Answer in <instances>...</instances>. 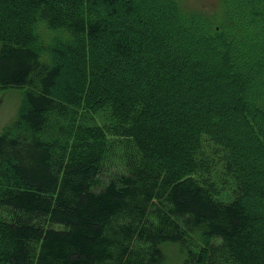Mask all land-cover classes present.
<instances>
[{
    "label": "trees",
    "instance_id": "obj_1",
    "mask_svg": "<svg viewBox=\"0 0 264 264\" xmlns=\"http://www.w3.org/2000/svg\"><path fill=\"white\" fill-rule=\"evenodd\" d=\"M143 1L0 0V87L25 88L0 132V264H163L195 231L183 264H264V0H221L220 22ZM206 142L230 198L194 177Z\"/></svg>",
    "mask_w": 264,
    "mask_h": 264
},
{
    "label": "rangeland",
    "instance_id": "obj_2",
    "mask_svg": "<svg viewBox=\"0 0 264 264\" xmlns=\"http://www.w3.org/2000/svg\"><path fill=\"white\" fill-rule=\"evenodd\" d=\"M182 6L185 9L200 11L206 15L215 16L217 22L221 21L223 16V7L221 0H180ZM140 2V0H139ZM150 0H144L141 2L143 13L148 16L150 13L146 8V4H149ZM37 34L36 45L40 42L44 47L49 46L52 43L54 35L49 28L45 25L43 29L37 30V26L34 28ZM43 59L49 57L48 52H43ZM24 93L25 88L17 87H0V132L3 128L16 119L17 115L21 111L24 105ZM203 162L201 163L200 171H198L194 177L203 181V183H209L215 188V193L219 198H230L235 189V183L226 176L224 167V156L222 152L213 145L205 143V154H203ZM122 167L116 161L114 164L107 163L104 167V172L101 178L106 179L109 172L119 171ZM199 176V177H197ZM210 180L211 183L208 181ZM252 212V211H251ZM254 212V211H253ZM186 243H172L164 242L161 244L163 251V264H183L186 257V253L189 248H197L201 245L200 233L198 231L187 234Z\"/></svg>",
    "mask_w": 264,
    "mask_h": 264
},
{
    "label": "clouds",
    "instance_id": "obj_3",
    "mask_svg": "<svg viewBox=\"0 0 264 264\" xmlns=\"http://www.w3.org/2000/svg\"><path fill=\"white\" fill-rule=\"evenodd\" d=\"M43 27H44L43 22H39L37 24V30L38 31L41 30V29H43ZM61 33H62V36H63L64 39H70V36H69V34L66 31L61 30ZM50 34L51 35H55V33H50Z\"/></svg>",
    "mask_w": 264,
    "mask_h": 264
}]
</instances>
